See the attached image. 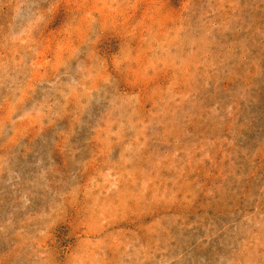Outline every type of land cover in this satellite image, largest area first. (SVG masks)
Wrapping results in <instances>:
<instances>
[{"label": "rangeland", "instance_id": "1", "mask_svg": "<svg viewBox=\"0 0 264 264\" xmlns=\"http://www.w3.org/2000/svg\"><path fill=\"white\" fill-rule=\"evenodd\" d=\"M0 264H264V0H0Z\"/></svg>", "mask_w": 264, "mask_h": 264}]
</instances>
